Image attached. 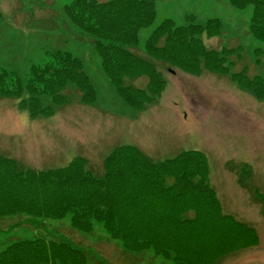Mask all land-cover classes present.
Returning a JSON list of instances; mask_svg holds the SVG:
<instances>
[{"label": "rangeland", "instance_id": "374dc122", "mask_svg": "<svg viewBox=\"0 0 264 264\" xmlns=\"http://www.w3.org/2000/svg\"><path fill=\"white\" fill-rule=\"evenodd\" d=\"M72 1L0 0V264H264V0Z\"/></svg>", "mask_w": 264, "mask_h": 264}, {"label": "trees", "instance_id": "16d2710c", "mask_svg": "<svg viewBox=\"0 0 264 264\" xmlns=\"http://www.w3.org/2000/svg\"><path fill=\"white\" fill-rule=\"evenodd\" d=\"M91 1L92 0H73L72 2H73V4L75 2V5H73L72 15L74 13L75 15L78 16V18L80 20L81 19H89L92 16V14H94V13L86 11L85 8L88 7V6H90V5H95V3L93 1L92 2ZM82 2H83V5H80V3H82ZM107 6L108 5H104L103 7H107ZM74 8L77 10V12L75 11ZM112 16H114V14L112 13L111 10H109V11L105 12V14H104V20H107V19H109ZM65 179H66V177L63 178V181ZM56 183H58V182L56 181ZM103 190L105 192L103 194H108L107 188H103ZM103 194H101L102 197H103ZM54 214H55V212H54ZM116 215H117L116 212H114L109 219L101 220V222L103 223V225H105V227H107L111 223L112 220H120L122 223H124V220L122 219V217H119L118 219H112V216H116ZM27 216L30 217L28 219L29 222L30 221H33L34 222V220L40 218L41 215L32 216V215H28L27 214ZM54 216L57 219V216L56 215H54ZM63 218H65V216ZM63 218H59V219H63ZM45 221L47 222L48 219H45ZM142 221H145V220H142ZM67 224H68V221H65L64 222V225H67ZM126 224H127V228H128V225L129 224H133V223L130 220H128ZM35 225H36V227H39V234H41V230H43L42 233L48 235L49 237H51V239H52V237L56 238V240L53 241V242H51V243H53V244H61L62 246H65V248H66L65 250H63V251L58 250V253L60 255H62L64 258L62 256H60L59 254L55 258V259H60L61 260V263H63V264H70L67 261V258L70 259L72 255H79V256H81L83 254L81 251H79V250L76 251L72 247V245L75 244L74 241L72 240V238H70L69 236H67V234H65L64 232H62V233L61 232H56V231L50 229L51 232L49 231L50 233H47L44 230V227H43L45 225V222L43 220L41 221V224H39V226L37 224H35ZM50 225H52V224L50 223ZM68 228H70L71 230H73L75 232H78L80 230V229L75 228V225H72V226L70 225ZM67 231L69 232L70 230L67 229ZM80 233L83 235L85 232H83L82 230H80ZM107 233L109 234L110 237H114L116 235V233L114 231H112L111 229H108L107 230ZM122 235L123 234L120 233V236H122ZM121 242H122L121 244L124 246V248L126 250H128L129 252H134V251L137 252V250L139 249V246H140V245H136V243L134 242L133 239L131 241V240L125 238ZM64 243H66L68 247L66 245H64ZM69 247H71V251L69 250Z\"/></svg>", "mask_w": 264, "mask_h": 264}, {"label": "crops", "instance_id": "0c3cea01", "mask_svg": "<svg viewBox=\"0 0 264 264\" xmlns=\"http://www.w3.org/2000/svg\"><path fill=\"white\" fill-rule=\"evenodd\" d=\"M12 9L11 8H8L7 9V11L5 12V13H12ZM19 12L16 10L15 12H14V14H18Z\"/></svg>", "mask_w": 264, "mask_h": 264}]
</instances>
